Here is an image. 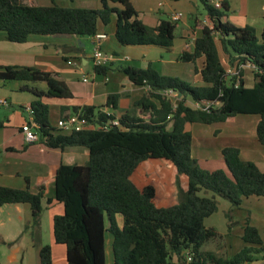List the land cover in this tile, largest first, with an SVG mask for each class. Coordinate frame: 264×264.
<instances>
[{
  "label": "trees",
  "instance_id": "obj_1",
  "mask_svg": "<svg viewBox=\"0 0 264 264\" xmlns=\"http://www.w3.org/2000/svg\"><path fill=\"white\" fill-rule=\"evenodd\" d=\"M84 1H97L99 6H33L21 0H0V31L7 41L24 44L31 36L92 38L101 34V25L115 23V39L122 46L166 50L174 46L178 22L162 19L156 27H149L130 0ZM200 2L210 26L202 28L192 51H183L179 58L188 64L203 60L202 67L195 68L199 86L160 75L151 65L146 69H114L111 63L94 66L98 75L119 71L134 85L148 89L136 102L140 116L107 114L105 108H118L120 96L112 94L103 107H62V119L80 114L87 123L79 131L58 130L50 123V102L73 99L68 85L53 73L34 67L0 66V81L46 85L45 91L28 86L23 89L36 97L30 107L39 137L36 143L50 150H88L86 164H61L54 177V199L63 206V213L53 218V235L55 243L66 248V264H107L108 233L113 238L114 264H169L173 256L188 264V255L192 257L189 264H250L264 254L259 231L250 219L243 235L249 246L241 252L225 257L202 251L206 243L221 238L216 229L204 223L218 211L217 197L236 208L246 198L264 197V172L254 162L243 160L235 147L222 150L226 169L203 168L193 157V135L187 125H213L240 115H255L260 118L257 139L264 146V33L260 39L252 26L224 22L227 4L218 9L213 0ZM248 66L253 72L251 87L244 78ZM230 69L238 75H228ZM170 90L176 99L167 94ZM151 159L170 162L176 168L178 202L173 206L157 205L154 184L140 189L133 181L140 165ZM181 176L188 179L185 189ZM26 181V189L0 186V208L6 204L29 205L35 226L40 223L44 201L52 200L46 198L45 185L33 192L29 179ZM40 264H55L51 245L42 247Z\"/></svg>",
  "mask_w": 264,
  "mask_h": 264
},
{
  "label": "crops",
  "instance_id": "obj_2",
  "mask_svg": "<svg viewBox=\"0 0 264 264\" xmlns=\"http://www.w3.org/2000/svg\"><path fill=\"white\" fill-rule=\"evenodd\" d=\"M130 1L138 12L139 8H143L144 11L139 12L141 20L149 27H156L162 18H154V12L159 9L167 15V20H171L173 13H179L177 6L182 0H171V4L165 5L160 2V8H158L159 6L155 7L159 0ZM184 1H186L185 3H192V5L195 4V0ZM213 1L227 4L229 10L236 9L239 13L238 16L230 17L227 14L224 18V22L236 27L252 26L256 30L252 18L256 16L257 5L261 6L264 14V0H247L245 7L239 6L236 0ZM85 3H97V7L99 6L97 1ZM187 25L190 27L191 33L182 36L184 44L179 47L180 51L175 54L173 60H166L164 53L173 51L174 46L168 50L157 46H123V48L139 47L143 49L142 51L136 50L138 53H135L134 56L128 51L125 52L119 48L122 45L115 39V23L108 27L100 26V33L107 36L102 40V50L114 56V60L111 62L114 69L119 66L146 69L153 64V61L147 60L152 53L157 58H159L158 55L161 56L158 62L170 63V65L178 67L182 63L179 60L181 53L192 51L193 42L201 36L204 26H210V21L207 17L203 23L196 19L194 27L189 21ZM260 29L263 35L264 25H261ZM92 48L91 37L79 38L73 35L31 36L26 43L18 44L7 41L5 33L0 31V66L34 67L51 72L59 80L64 81L74 97L71 100H53L50 102L51 109L56 106L57 123L62 119V107L73 108L74 106L83 107L85 105L103 107L112 94H119L120 96L118 108L116 110L105 108L104 111L107 114H114L118 118L126 114L140 116L141 110L140 107L136 106V102L145 95L148 89L134 85L128 76L119 71H109L107 75L96 74L92 61ZM140 57L148 65L137 67L133 64L126 65L123 63L124 61L137 63ZM189 72L191 73V69ZM166 74L180 78L177 73L173 72L162 75ZM194 74L197 77L196 79L194 76L196 82H199L200 85L201 83L198 81L200 79L195 71ZM85 78L87 81L84 80ZM244 78L247 86L251 87L253 85V72L249 66L245 69ZM25 86L35 87L40 91L46 90V85L43 83L30 85L19 81H0V101L7 102V104H0V186L26 189L28 187L26 179L28 178L33 192L37 191L38 186L45 185L46 198L52 201L51 203L44 201V211L40 223L35 226L32 224L29 205L6 204L0 208V264H40V251L47 244L53 247L54 263L66 264V248L58 246L53 235V218L63 213V206L54 199V177L61 164L83 165V162L89 160V153L82 147L67 148L64 151L50 150L40 143L29 144L25 141L21 129L27 120L32 119L28 109L36 99L31 92L23 90ZM259 120L260 118L255 115H240L230 118L224 123L208 125L209 128L199 126L196 131L191 128L193 125H187V130L191 131L193 135V157L199 163L203 160L209 162L206 151L195 153L194 147L197 141L205 142L212 148L214 154L218 155L221 164H225L222 150L226 147H235L240 150L243 160L254 162L264 172V146L257 139ZM164 166L169 168L167 172L164 170ZM216 169H226V165L208 168V170ZM176 176V168L170 162L151 159L140 165L133 176V181L140 189L150 183L154 184L157 189V205L170 207L178 202L175 185ZM180 180L185 189L188 185L187 177L181 176ZM207 196L211 197L212 195ZM217 200L219 202L218 211L208 217L204 223L207 228L216 229L221 238L206 243L202 247V251L225 257H232L241 252L246 246H249L243 240L244 226L248 219H250L252 226L259 231L264 247V197L246 198L239 208L233 207L228 200L223 198L217 197ZM227 214L230 215V219L227 218ZM121 222L119 219L120 225ZM108 234H106V260L107 264H114L113 238L108 237ZM10 243L13 244L9 245ZM169 264L182 263L178 256H173ZM250 264H264V254H260L257 260Z\"/></svg>",
  "mask_w": 264,
  "mask_h": 264
},
{
  "label": "rangeland",
  "instance_id": "obj_3",
  "mask_svg": "<svg viewBox=\"0 0 264 264\" xmlns=\"http://www.w3.org/2000/svg\"><path fill=\"white\" fill-rule=\"evenodd\" d=\"M21 1H23L22 3H24V4L33 5V6H49V5H52L53 3H55L57 5L64 6V7L97 8V3H85V2H93V1H84V0H80L79 2H76V3L71 2L70 0H54V1H52V0H21ZM160 2L163 3L164 5L172 3L171 0H159L158 4L155 5L156 8H157V6L160 5L159 4ZM185 2L186 1L182 0L177 6V9H178L177 12L182 13L183 18L180 22H178V26H177L178 28H177V32H176L177 36H176V39L174 42L175 44L173 47L174 48L173 51H171L170 53H164L166 60H169V59L173 60L172 58H174L175 54L180 51L179 47L180 46L182 47V44H184V42H183L184 40H183L182 36L188 34L189 32L191 33L190 27L187 25L188 21L194 27L196 19H198V21L203 23L206 21V18H207V12H206L204 6L202 5V3L200 2V0H195L194 5H192V3H188V2L185 3ZM236 3L241 7H245L247 5V0H236ZM158 8H160V6ZM256 10H257L256 16H255V18H252V20L254 21V23L256 25L255 26L256 30H257L256 34L261 39L262 33H261L260 26L264 25V17H263L264 14H263V10L261 9L260 5L259 6L257 5ZM142 11H144L143 8H139V12L142 13ZM148 13L151 14L150 12H148ZM258 13H259V16L257 17ZM154 14H155L154 18H156V19L162 18L164 20H167V15L164 12L159 11V9L157 11H155ZM227 14L230 17L231 16L236 17L239 15V13L236 11L235 8L230 9L227 12ZM113 40L115 41V39H113ZM119 48H122V50H124L125 52L128 51L132 56H134L135 53H138V51H136V50H139V51L143 50L139 47L123 48V46H122ZM153 52H155V51H153ZM158 56H159V58H157V56L154 53H152L147 58V60L153 61V64H152L153 66L152 65L151 66L156 71H158V73L160 75H162L163 73H169V72L177 73L180 76L179 79H181L184 83L188 84L189 86L193 87V86L199 85L198 84L199 82L198 83L196 82L197 77L195 76L194 71H195V68H201L202 67L203 60L200 59L196 62V64H190V65L185 64V63H180V65L178 67H175L173 65H170V63L158 62L161 59L160 58L161 56L160 55H158ZM122 60L124 61L123 58H122ZM137 61H138L137 63L131 62V61H124L123 63L126 65H129V64L132 65L133 64L134 66H137V67H142V66L145 67L146 65H148L146 62H143L144 60L141 57L138 58ZM190 69H191V73L189 72ZM163 76H167V74L163 75ZM194 76L196 77V79ZM198 81H200V80H198ZM55 107L56 106H53L51 111H50V123L53 127L55 126V128L59 130L58 123L56 122L58 115L55 114ZM54 116H55V119H54ZM199 126H202L203 128H205V127L209 128L210 127V126L204 125V124H193V127H191V128H193V131H196V130H198ZM210 144H213V143L210 142ZM84 150H86V149H84ZM194 151L196 154L200 153L201 151L207 152L206 157H207V159L209 158V160H208L209 162H206V160L200 161V165L205 169L218 168V167H224L225 166V164H223V163L221 164L219 162L218 155L214 154L213 149L210 148L207 144H205V142L203 143V142L197 141L196 145L194 147ZM86 161H88V160H86ZM86 161L83 162V165L85 163H87ZM168 169L169 168L167 166H164V170L166 172ZM119 219L121 220L120 217H119ZM107 236L112 239L111 234H108ZM58 246L65 248L64 245H58ZM56 260H57V258H56Z\"/></svg>",
  "mask_w": 264,
  "mask_h": 264
},
{
  "label": "built area",
  "instance_id": "obj_4",
  "mask_svg": "<svg viewBox=\"0 0 264 264\" xmlns=\"http://www.w3.org/2000/svg\"><path fill=\"white\" fill-rule=\"evenodd\" d=\"M213 4L215 5L216 8H221L222 4L219 2H214ZM183 18V14L182 13H173L171 15V20L174 22H179L181 21ZM105 38H107V36L105 34H98L94 37H92V61L94 66H103V65H107L110 64L111 62H113L114 60V56L111 54H108L106 52H104L102 50V40H104ZM195 42V41H194ZM193 42V44H194ZM189 47V46H188ZM228 75H238V72L234 69H230L228 70ZM85 81H87V78L84 79ZM167 94L169 96H171L173 99H176V94L170 90L167 92ZM0 104H7L6 101H0ZM28 111L30 112L31 116L32 115V110L31 108L28 109ZM87 121L85 119H83L80 114H72L69 118L67 119H61L58 122V127L60 129H63L67 132L73 131V130H81L85 125H86ZM115 124H117V122H115ZM35 123L33 122V117L32 119H30V122H26L23 126H22V134L24 135L25 141L29 144H33L38 142L39 137L37 132L35 131ZM192 261V257L191 255L187 256V263L189 264Z\"/></svg>",
  "mask_w": 264,
  "mask_h": 264
}]
</instances>
